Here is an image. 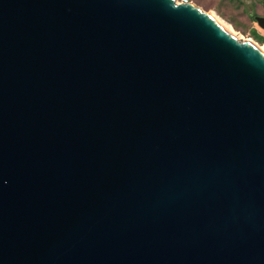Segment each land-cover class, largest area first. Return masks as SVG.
<instances>
[{
    "label": "water",
    "instance_id": "obj_1",
    "mask_svg": "<svg viewBox=\"0 0 264 264\" xmlns=\"http://www.w3.org/2000/svg\"><path fill=\"white\" fill-rule=\"evenodd\" d=\"M0 264H264V56L188 1L0 0Z\"/></svg>",
    "mask_w": 264,
    "mask_h": 264
},
{
    "label": "rangeland",
    "instance_id": "obj_2",
    "mask_svg": "<svg viewBox=\"0 0 264 264\" xmlns=\"http://www.w3.org/2000/svg\"><path fill=\"white\" fill-rule=\"evenodd\" d=\"M208 14L230 26L242 40H252L264 48V40L253 38L252 31L263 37L264 31L257 27L253 16H262V0H187ZM179 2V0H178Z\"/></svg>",
    "mask_w": 264,
    "mask_h": 264
},
{
    "label": "bare ground",
    "instance_id": "obj_3",
    "mask_svg": "<svg viewBox=\"0 0 264 264\" xmlns=\"http://www.w3.org/2000/svg\"><path fill=\"white\" fill-rule=\"evenodd\" d=\"M178 1V0H177ZM210 15L216 19L221 25H223L225 27V29L233 36L235 37L237 40L239 41H245L247 42L249 45H251L252 47H254L256 50H258L263 56H264V48L262 46H260L259 44H257L256 42L252 41V40H242L240 37H238L234 31L230 28L229 25H227L226 23H224L223 21H221L220 19H218L215 15L211 14Z\"/></svg>",
    "mask_w": 264,
    "mask_h": 264
},
{
    "label": "trees",
    "instance_id": "obj_4",
    "mask_svg": "<svg viewBox=\"0 0 264 264\" xmlns=\"http://www.w3.org/2000/svg\"><path fill=\"white\" fill-rule=\"evenodd\" d=\"M252 36L254 39L258 40V41H263V37H261L260 35H258L257 33H255L254 31H252Z\"/></svg>",
    "mask_w": 264,
    "mask_h": 264
},
{
    "label": "flooded vegetation",
    "instance_id": "obj_5",
    "mask_svg": "<svg viewBox=\"0 0 264 264\" xmlns=\"http://www.w3.org/2000/svg\"><path fill=\"white\" fill-rule=\"evenodd\" d=\"M261 8L264 11V0H262V2H261ZM262 16H264V14ZM253 18H254V16H253Z\"/></svg>",
    "mask_w": 264,
    "mask_h": 264
},
{
    "label": "built area",
    "instance_id": "obj_6",
    "mask_svg": "<svg viewBox=\"0 0 264 264\" xmlns=\"http://www.w3.org/2000/svg\"><path fill=\"white\" fill-rule=\"evenodd\" d=\"M187 0H179V2H186Z\"/></svg>",
    "mask_w": 264,
    "mask_h": 264
}]
</instances>
